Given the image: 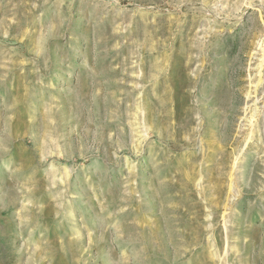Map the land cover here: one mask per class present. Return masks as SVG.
Returning <instances> with one entry per match:
<instances>
[{
  "label": "rangeland",
  "instance_id": "rangeland-1",
  "mask_svg": "<svg viewBox=\"0 0 264 264\" xmlns=\"http://www.w3.org/2000/svg\"><path fill=\"white\" fill-rule=\"evenodd\" d=\"M0 264H264V0H0Z\"/></svg>",
  "mask_w": 264,
  "mask_h": 264
}]
</instances>
